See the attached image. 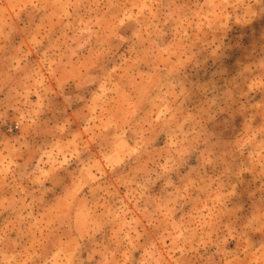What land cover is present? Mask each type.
<instances>
[{"label":"rangeland","instance_id":"rangeland-1","mask_svg":"<svg viewBox=\"0 0 264 264\" xmlns=\"http://www.w3.org/2000/svg\"><path fill=\"white\" fill-rule=\"evenodd\" d=\"M119 7L122 14L112 26L111 8L101 11L67 7L65 14L53 15L52 9L41 8L35 0H0V33L18 43L17 33L26 28L30 35L23 51L30 61L36 57L35 49H43L51 57L49 73L56 69L52 60L63 62L65 83L60 86L92 89L84 109L88 117L85 125L93 126L91 132L84 129L91 140V155L77 162L97 183H113L110 178L115 175L118 183L113 186L118 196L105 197L98 205L105 217L117 228L122 221L139 219L137 208L159 197L169 183H175L177 174L197 167L194 151L203 163L208 152L199 147V142L210 148L212 142L197 115L203 107H192L193 90L198 89L205 102L214 106L216 98L207 93L223 75L221 69H236V75L225 81L229 103L240 110L260 113L247 127L243 122L240 125L243 134L237 139L243 146L244 167L248 170L240 173L243 185L236 188L248 187L254 193L251 199H256V207L264 206V169L258 163L253 171L249 163L253 157L264 160V0H228L226 5H220V0H192L190 16L173 15L166 23L160 22V17L167 9L154 0H129ZM114 56L119 59L114 60ZM109 60V72L98 77L96 68ZM23 63L20 61L21 67ZM213 68L216 71H211ZM0 71L6 72L7 68L0 67ZM208 73L211 79L193 81V76ZM48 83L55 88L59 81ZM161 83L163 88L159 87ZM29 98L37 100L36 95ZM64 151L62 144L53 143L39 155L21 149L13 158L9 146L0 145V203L16 208L15 212L0 210V229H23L32 208L29 181L14 179L19 172L13 170L27 161L36 173L35 183L46 184L42 178H47L52 168L60 171L71 163ZM78 156H83L79 150L72 159ZM221 162L222 172L209 173L201 181L197 208L218 225L220 243L213 245L212 264H236L233 255L237 241L228 235L233 228L238 231L240 223L231 208L236 177L229 173L234 170V161L221 156ZM32 217L38 225L51 226L50 219L41 220L35 211ZM81 219L87 223V214L83 213ZM35 232L40 239L47 228ZM16 234L11 233L13 238ZM103 239L101 231L97 241ZM163 243L171 241L164 239ZM104 260V255L97 254L96 264ZM249 262L264 264L258 254L250 256ZM49 264H58L55 255L50 256Z\"/></svg>","mask_w":264,"mask_h":264},{"label":"clouds","instance_id":"clouds-1","mask_svg":"<svg viewBox=\"0 0 264 264\" xmlns=\"http://www.w3.org/2000/svg\"><path fill=\"white\" fill-rule=\"evenodd\" d=\"M128 2L35 0L41 8L52 9L53 15L65 14L64 9L67 7L99 8L101 11L111 8L109 19L112 26H116L122 14L120 4ZM154 2L167 9L161 15L160 22L166 23L173 15L179 18L191 14L192 0ZM227 2L220 0V5H226ZM253 2L258 3L259 0ZM48 15L46 12L45 18ZM29 35L26 28L21 29L17 33V43L0 33V67L7 68L6 72L0 71V145L7 144L14 158L21 149L39 155L50 144L59 143L64 146V156L71 163L60 171L52 168L50 175L42 178L47 183L40 185L35 183L36 173L30 170L27 161L13 170L19 172L14 179L29 181L32 208L23 229L15 226L0 229V264H49L52 255L57 257L58 264H96L97 254L105 256L102 264H212L210 257L214 255L213 245L218 246L220 243V237L216 235L218 225L197 205L204 176L209 173L216 175L223 170L221 156L234 161V170L229 175L236 177L235 184H232L231 208L235 210L240 223L238 231L233 228L228 234L237 241L233 260L236 264H250L249 257L258 254V258L264 261V206L256 207V199H251L254 193L248 187L236 188V185H243L240 173L248 170L244 167L243 146L237 139L243 134L240 125L243 122L247 127L260 113L240 110L229 103L225 81L236 75V69L220 70L223 75L217 79L215 88L207 93L216 98L214 106L205 102L204 94L199 93L198 89L193 90L192 107H203L204 110L197 115L203 121L202 128L212 142L211 148L199 142V147L208 152L203 163H200V154L194 151L193 158L197 167L185 169L184 174H177L175 183H169L159 197L149 199L144 207L136 209L140 214L139 219L122 221L117 228L115 222L106 218L98 207L105 197L114 199L118 196L113 186V183H118L115 175L110 178L113 183L105 180L97 183L88 177L86 170L80 168L77 162L91 155V140L85 135L84 129L91 132L93 126L85 125L84 121L88 117L84 109L92 89L80 90L74 85L60 86L65 83L62 76L63 62L52 60L56 69L54 73H49L51 57L43 49H35L36 57L30 61L29 54L23 51L28 46ZM113 59L118 60L119 57L114 56ZM20 61L24 62L23 67ZM111 64L112 60L100 64L95 70L97 76L103 77L109 72ZM206 78L211 79L209 73L207 76H193V81L203 82ZM50 80L59 83L54 88L48 83ZM159 87L163 88L164 84H159ZM32 95L37 96L35 102L29 98ZM77 97L84 99L77 100ZM144 102L150 103L149 100ZM233 116H239V119L234 120ZM77 150L83 156L73 160L72 154ZM249 163L253 171L258 163L264 169V160L253 157ZM138 179L143 181L144 178ZM101 184L105 187H101ZM0 210L15 212L16 208L10 203H0ZM32 211L41 220L50 219L51 226L34 223ZM83 213L87 214V223L81 219ZM37 228L41 232L47 228L40 239L36 237ZM137 228L140 230L137 231ZM13 231L17 233L15 238L11 235ZM101 231L104 232V239L98 242L97 235ZM164 239L170 240L171 244H164ZM158 243L161 247H157Z\"/></svg>","mask_w":264,"mask_h":264},{"label":"crops","instance_id":"crops-1","mask_svg":"<svg viewBox=\"0 0 264 264\" xmlns=\"http://www.w3.org/2000/svg\"><path fill=\"white\" fill-rule=\"evenodd\" d=\"M96 170V169H95Z\"/></svg>","mask_w":264,"mask_h":264}]
</instances>
